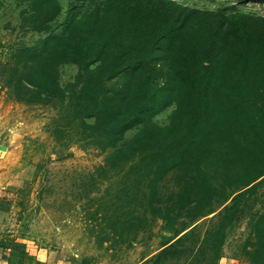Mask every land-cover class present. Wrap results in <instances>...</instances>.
I'll return each mask as SVG.
<instances>
[{"label":"trees","instance_id":"16d2710c","mask_svg":"<svg viewBox=\"0 0 264 264\" xmlns=\"http://www.w3.org/2000/svg\"><path fill=\"white\" fill-rule=\"evenodd\" d=\"M20 1L42 15L36 30L44 35L0 63V88L78 120L98 153L112 149L101 168L139 172V207L116 219L119 242L143 230L149 215L170 235L140 264H217L227 229L248 210L240 253L245 264H264V14L88 0L50 33L58 1ZM62 64L78 68L66 88ZM170 106L168 122L156 124Z\"/></svg>","mask_w":264,"mask_h":264},{"label":"rangeland","instance_id":"374dc122","mask_svg":"<svg viewBox=\"0 0 264 264\" xmlns=\"http://www.w3.org/2000/svg\"><path fill=\"white\" fill-rule=\"evenodd\" d=\"M57 1L59 12L46 28L50 33L61 31L68 14L80 15L89 8L88 0ZM177 1L197 9L264 14V0ZM28 8L29 1L0 0V63L44 35L36 30L42 15L33 16ZM77 71L74 64L60 65L61 86L66 88ZM120 80L117 77L108 84ZM172 108L156 114L153 121L165 125ZM69 118L51 104L26 103L17 100L9 88H0V208L10 212L11 222L36 245L55 251L69 264H140L160 248L162 235L170 233L160 219L148 215L143 230L119 242L113 232L121 227L115 221L139 207L134 181L139 172L125 173L119 165L101 168L103 157L112 149L98 153L97 146L84 138L87 130ZM140 127L128 129L119 144L130 140ZM8 177L12 182H6ZM18 180L22 182L18 184ZM258 208L256 204L253 210ZM209 217L197 221L201 229ZM250 217V211H244L227 229L217 264H245L240 249L249 232Z\"/></svg>","mask_w":264,"mask_h":264},{"label":"crops","instance_id":"0c3cea01","mask_svg":"<svg viewBox=\"0 0 264 264\" xmlns=\"http://www.w3.org/2000/svg\"><path fill=\"white\" fill-rule=\"evenodd\" d=\"M15 173L18 176V172ZM9 177L7 183L12 182ZM11 220L10 212L0 208V264H69L55 251L36 245L27 232Z\"/></svg>","mask_w":264,"mask_h":264}]
</instances>
